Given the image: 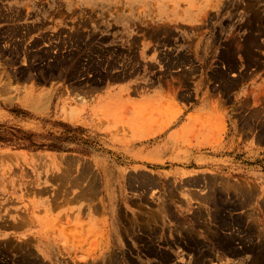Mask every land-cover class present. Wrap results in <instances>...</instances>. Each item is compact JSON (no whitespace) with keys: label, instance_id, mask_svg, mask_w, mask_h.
<instances>
[{"label":"rangeland","instance_id":"obj_1","mask_svg":"<svg viewBox=\"0 0 264 264\" xmlns=\"http://www.w3.org/2000/svg\"><path fill=\"white\" fill-rule=\"evenodd\" d=\"M0 264H264V0H0Z\"/></svg>","mask_w":264,"mask_h":264},{"label":"trees","instance_id":"obj_2","mask_svg":"<svg viewBox=\"0 0 264 264\" xmlns=\"http://www.w3.org/2000/svg\"><path fill=\"white\" fill-rule=\"evenodd\" d=\"M1 138V137H0Z\"/></svg>","mask_w":264,"mask_h":264}]
</instances>
